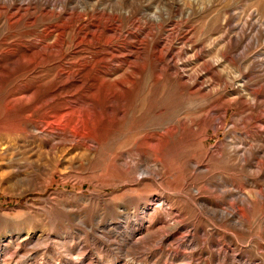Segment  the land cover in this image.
Instances as JSON below:
<instances>
[{
    "label": "rangeland",
    "instance_id": "374dc122",
    "mask_svg": "<svg viewBox=\"0 0 264 264\" xmlns=\"http://www.w3.org/2000/svg\"><path fill=\"white\" fill-rule=\"evenodd\" d=\"M237 24L224 52L264 92V0H0V264H264V159L226 153L264 143V99L246 112L233 100L222 128L192 134L183 122L240 91L229 81L205 96L157 79L153 58L159 46L198 68L195 51L215 58ZM47 36L68 40L49 66L5 65ZM71 36L91 42L73 52ZM95 51L104 61L89 67ZM54 90L46 107L67 125L35 129L43 110L28 115ZM218 147L228 158L205 155Z\"/></svg>",
    "mask_w": 264,
    "mask_h": 264
},
{
    "label": "bare ground",
    "instance_id": "6f19581e",
    "mask_svg": "<svg viewBox=\"0 0 264 264\" xmlns=\"http://www.w3.org/2000/svg\"><path fill=\"white\" fill-rule=\"evenodd\" d=\"M83 9H84L83 10L84 14H87V7H84ZM124 12H126V14H127L128 12H130V10H126V11H123V12L118 10V12H115V13L116 14H122ZM187 12H188V9H186L185 12L182 11V14H183V16L185 18H187V16H188ZM111 15L116 17L115 14H113V13L109 14L108 15V19H107L108 21L111 18L110 17ZM151 18L154 21L159 23V21L161 20V15L152 14ZM234 30L237 31V34H235L234 37H231V38L230 37L229 38L225 37V39H224L225 44L220 49L221 52H219V54H217L215 56V58L214 57L212 59L203 58L202 57L203 55H201V54L204 53V52L201 49H198V51H195L196 53H194V54L196 55V58H199V59L201 58L202 61L197 66L198 68L192 69L190 71H187L184 68L183 63L180 62V60L178 59V57H179L178 54H175V56H173V58H171L170 61L169 60L166 61L165 60L166 54L163 53V49L161 47H159V46H156L155 49H154L153 58H154V61L156 62V67L159 66V68L157 70V73H156L157 79L172 78V79L178 81V83L180 85L184 86L188 90L201 91V92H203L205 94V96H208V95L212 96V94H216V93L218 94L219 91L221 90V87L223 85H226L227 82H229V81H232L237 86L238 91H240V93H238V95H237L238 98L234 97V98H230V99H227V100L216 99L213 103L211 102V104H209L207 106V109H205L202 112V114L200 115L198 120H192L191 119V120H189L187 122H183V127L185 128V126H188V129H189L190 133L192 132V134L193 133L194 134L204 133L206 131L205 130L206 127L210 126V125L214 126L215 130L222 128L224 126V121H225V117H226L227 111H228L229 107H231V103H232L233 100H237L238 99V101L242 105V108H243L244 112L252 110V107L255 104H257V103H260V104L263 103L262 100L264 99V92L261 90L262 86L258 87V86H260V85H258V86H256V88L247 89V86L249 84L250 79L247 78L246 67L243 68V69H241L239 67H234V59H233V57H231L229 54L224 52V48L225 47H227V46L229 47L233 43H235V44L237 43V41H238V39L240 37L239 33H242L243 26L240 25V24H237L235 26ZM149 36H152V34L149 33ZM69 39L71 41V47H72V51L73 52H76L78 50L79 45L87 44V43L91 42V40L89 38H88L89 40H84L83 38L74 39V37L71 36ZM94 39H95V42H99V38L97 36H94ZM106 40H107V38H106ZM189 41H191V40H189ZM67 42H68V40L65 39L63 36H60V37H58L56 39L47 36L46 38H43L40 41H38L36 44H34L33 42H30L31 44L37 45V47L35 46V47L31 48L30 43H29V45L28 44L25 45V44L22 43V45L24 46L23 52H20L16 56L15 59H13L11 61L10 60L7 61V63L5 65L8 66L9 68L11 67V69H12V68H16V66L19 65V63H21V62H22L21 64H25V63L26 64H32L34 68L30 71V73L31 72L37 73L39 68H41V67L43 68L44 66H47V65L49 66L51 63H53L55 61L54 59H56L58 55H60V54L63 55V53H64V51H63L64 49L63 48L67 44ZM141 42H142V40H141ZM185 44H183V46ZM188 44H189L190 49H193V48L195 49L194 46H191V45H193L192 42H190ZM185 46H188V45H185ZM185 49H187V48H185ZM4 50H6V48ZM2 51L3 50H0V53ZM184 52H186V51H183V53ZM13 53H15V52H13ZM94 53L95 54H92V58L91 59H86V62H90V64H86V62H85V64L88 65L89 67H92L97 62L104 61L103 55H101L102 57H99V55H98L99 52L95 51ZM179 54H181V53H179ZM199 55H201V57ZM60 57H59L58 61L61 60ZM61 64L58 65V70H57V73H56L57 74L56 77L59 78L58 81L60 82V84L65 83V80L63 78L64 71L62 69ZM144 68L145 67H143V69ZM218 68L220 70L222 68H227V70H229V72L231 71V76L230 77H226L225 79L223 78V81L221 79H218V76H219L218 75L219 71L217 70ZM138 72H140V70ZM133 75L136 76V72L130 74L129 78H132ZM248 76H250V75H248ZM216 77H217V79H216ZM203 79H204V81H202ZM218 80H220L222 84L221 83H217ZM127 82H129V80H127V81L123 80V81H121V84H126ZM133 82L134 81L130 82L131 83L130 86L134 85ZM214 82H215V84H214ZM248 87H250V86H248ZM23 93L26 94V92H23ZM62 94H63L62 91L54 90L52 96L50 98L48 97L49 99L42 100V103L40 105L39 104L37 105L35 103L37 106H34L31 109V111H30V113L28 115L29 118L33 116L32 113L33 114L37 113V112H39L38 110H41V109L43 110L41 112L42 113L41 119H38L37 122L35 121L36 124H37V125H35V129H40V127H42L43 125L45 127H50L52 125H59L62 128L66 127V125H67L66 124V112L60 113L58 116H56V114L54 112H52L49 108L46 107L51 102L56 101V99H58V96H60ZM64 97H65V94H64ZM21 98L22 99H28V96H24V97H21ZM241 120H242V117L240 118V121ZM248 120H249L248 117H244V119H243L244 124L245 123L247 124ZM252 121H253V119H252ZM168 131L165 130L166 133H168ZM40 132L41 133H45V130L44 131L41 130ZM161 136L162 135L160 133V134L155 135V137L154 136L150 137V139H148L150 141V143L147 144V145L153 146V145L161 143L162 142L161 141ZM147 138H146V142H147ZM62 139L65 140L66 138H62ZM153 142H155V143L153 144ZM240 143L243 146L241 149H239L238 146L234 145V143H232V142L230 144L226 145V153H228L229 155H232L235 158V160H237L240 164H243L247 160L252 159L253 155H256L257 157L259 156L260 158L264 159V143H260V144H249V143H247L246 144L245 142H241V141H240ZM205 155L209 159H221V158L224 159V158H228V156H226L227 154H222V152L219 151V147L215 148V150H207ZM133 164L135 165V163H133ZM256 165H260V164L256 163ZM140 167H143V166L140 165ZM144 170H145V168L143 167L142 171H144ZM254 194L256 196H258V198L263 197V193L261 191H255ZM200 205L204 206V207H208V205L205 202H201ZM221 214H223V217H224V215H230L233 218H235V216L238 215L233 208L231 209L230 212H225L224 210H221Z\"/></svg>",
    "mask_w": 264,
    "mask_h": 264
}]
</instances>
